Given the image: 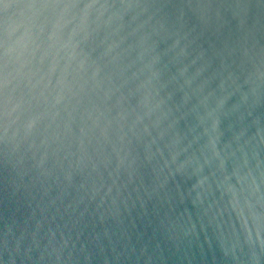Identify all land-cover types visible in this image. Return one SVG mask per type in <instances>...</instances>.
Returning a JSON list of instances; mask_svg holds the SVG:
<instances>
[{
    "label": "water",
    "instance_id": "obj_1",
    "mask_svg": "<svg viewBox=\"0 0 264 264\" xmlns=\"http://www.w3.org/2000/svg\"><path fill=\"white\" fill-rule=\"evenodd\" d=\"M0 264H264V0H0Z\"/></svg>",
    "mask_w": 264,
    "mask_h": 264
},
{
    "label": "clouds",
    "instance_id": "obj_2",
    "mask_svg": "<svg viewBox=\"0 0 264 264\" xmlns=\"http://www.w3.org/2000/svg\"><path fill=\"white\" fill-rule=\"evenodd\" d=\"M62 47H68V45H62ZM68 56H69L70 59H74L75 58V46L74 45L72 46V51H70L68 53ZM54 67H55V64L53 65V68ZM33 123H34V121L29 123V128L32 126Z\"/></svg>",
    "mask_w": 264,
    "mask_h": 264
}]
</instances>
